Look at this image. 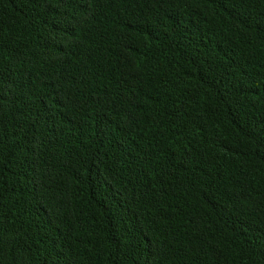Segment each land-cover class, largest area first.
Listing matches in <instances>:
<instances>
[{
    "label": "trees",
    "instance_id": "obj_1",
    "mask_svg": "<svg viewBox=\"0 0 264 264\" xmlns=\"http://www.w3.org/2000/svg\"><path fill=\"white\" fill-rule=\"evenodd\" d=\"M0 264H264V0H0Z\"/></svg>",
    "mask_w": 264,
    "mask_h": 264
}]
</instances>
